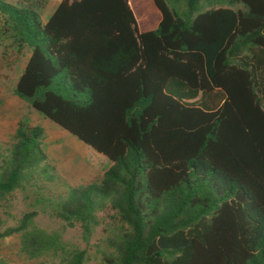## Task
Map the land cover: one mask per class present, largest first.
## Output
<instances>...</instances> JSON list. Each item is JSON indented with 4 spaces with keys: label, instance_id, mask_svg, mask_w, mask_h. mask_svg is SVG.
<instances>
[{
    "label": "trees",
    "instance_id": "16d2710c",
    "mask_svg": "<svg viewBox=\"0 0 264 264\" xmlns=\"http://www.w3.org/2000/svg\"><path fill=\"white\" fill-rule=\"evenodd\" d=\"M152 1L161 20L141 33L128 0H60L45 23L47 0H0V34L30 52L15 95L110 163L73 187L20 122L0 143V207L33 192L85 232L108 211L102 264H264V0ZM36 216L0 240L85 264Z\"/></svg>",
    "mask_w": 264,
    "mask_h": 264
},
{
    "label": "rangeland",
    "instance_id": "374dc122",
    "mask_svg": "<svg viewBox=\"0 0 264 264\" xmlns=\"http://www.w3.org/2000/svg\"><path fill=\"white\" fill-rule=\"evenodd\" d=\"M15 1V0H9ZM60 0H47L40 11L43 23L47 21ZM29 50H19L13 41L0 34V143L7 144L17 125L39 126L44 131L42 149L58 174L73 187L84 186L99 180L110 163L76 137L32 109L18 98L14 88L29 57ZM36 211L35 223L48 232L61 235L65 251L74 248L86 250L85 264H102L101 252L105 247L111 219L108 211L98 214V225L85 232L79 223L69 225L56 217L52 202H42L29 191H18L0 207L3 221L0 231L13 226L19 217L28 211ZM0 260L4 264H52L51 257L29 260L18 253V237L13 235L0 240Z\"/></svg>",
    "mask_w": 264,
    "mask_h": 264
},
{
    "label": "crops",
    "instance_id": "0c3cea01",
    "mask_svg": "<svg viewBox=\"0 0 264 264\" xmlns=\"http://www.w3.org/2000/svg\"><path fill=\"white\" fill-rule=\"evenodd\" d=\"M128 1L137 20L139 32L151 31L158 26L161 20V14L152 0Z\"/></svg>",
    "mask_w": 264,
    "mask_h": 264
}]
</instances>
